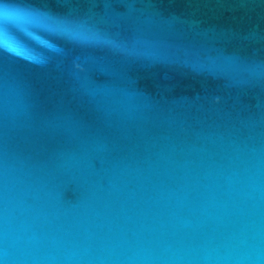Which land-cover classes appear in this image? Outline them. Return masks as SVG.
<instances>
[{
  "label": "water",
  "instance_id": "95a60500",
  "mask_svg": "<svg viewBox=\"0 0 264 264\" xmlns=\"http://www.w3.org/2000/svg\"><path fill=\"white\" fill-rule=\"evenodd\" d=\"M4 264H264V0H0Z\"/></svg>",
  "mask_w": 264,
  "mask_h": 264
},
{
  "label": "snow or ice",
  "instance_id": "6c2138e0",
  "mask_svg": "<svg viewBox=\"0 0 264 264\" xmlns=\"http://www.w3.org/2000/svg\"><path fill=\"white\" fill-rule=\"evenodd\" d=\"M0 17L7 18L13 23H26L28 21V14L10 11L9 9L0 8ZM0 264H4L2 260H0Z\"/></svg>",
  "mask_w": 264,
  "mask_h": 264
}]
</instances>
